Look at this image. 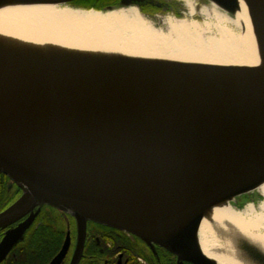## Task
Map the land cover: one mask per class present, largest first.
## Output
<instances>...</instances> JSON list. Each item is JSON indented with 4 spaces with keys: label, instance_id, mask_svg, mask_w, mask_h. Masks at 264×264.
I'll return each instance as SVG.
<instances>
[{
    "label": "water",
    "instance_id": "95a60500",
    "mask_svg": "<svg viewBox=\"0 0 264 264\" xmlns=\"http://www.w3.org/2000/svg\"><path fill=\"white\" fill-rule=\"evenodd\" d=\"M22 1L75 5L78 0ZM141 1L120 0L119 7ZM213 1L234 13L235 0ZM250 4L262 21L264 56V0ZM18 64L24 67L0 65V173L28 201L11 213L18 198L0 212V227L28 217L2 240L0 259L31 224L34 209L50 206L77 222L70 264L81 258L87 222L159 245L178 260L213 264L195 241L200 212L254 189L264 178V72L130 66L73 78ZM147 163L194 169L185 184L155 169L165 187L152 191L133 185L147 182L151 174L138 167ZM107 176L128 185L118 190L98 180ZM144 198L158 206L147 207ZM69 245L67 234L50 264L60 263ZM237 249L246 262L264 264L257 244L240 239Z\"/></svg>",
    "mask_w": 264,
    "mask_h": 264
},
{
    "label": "bare ground",
    "instance_id": "6f19581e",
    "mask_svg": "<svg viewBox=\"0 0 264 264\" xmlns=\"http://www.w3.org/2000/svg\"><path fill=\"white\" fill-rule=\"evenodd\" d=\"M178 1L183 4L181 14L163 16L155 24L136 6L101 11L73 4L0 0V65L35 63L41 57L43 64L58 67L75 58L76 64L104 62L103 68L111 69L203 67L264 72L262 21L250 0H235L234 13L213 0L200 7L198 0ZM138 167L151 175L147 174L146 183L141 180L133 185L152 191L165 187L164 177L154 176L155 169L172 173L173 182L178 183H184L194 169V165L170 168L153 163ZM98 180L118 190L128 185V180L113 176ZM254 189L264 196V178ZM234 200L235 196L224 198L200 212L195 241L213 264H252L239 254L240 239L257 244L264 252V200L239 209L232 204ZM27 201V195L19 198L10 212L22 210ZM144 202L147 207L158 206L149 198Z\"/></svg>",
    "mask_w": 264,
    "mask_h": 264
},
{
    "label": "flooded vegetation",
    "instance_id": "af4514ba",
    "mask_svg": "<svg viewBox=\"0 0 264 264\" xmlns=\"http://www.w3.org/2000/svg\"><path fill=\"white\" fill-rule=\"evenodd\" d=\"M79 2L76 3L85 7L93 6L102 9L108 6L117 8L119 7L120 0H89L86 2ZM153 3L154 4L148 2L147 0H143L138 3L136 7L139 11L149 16L150 14L154 13V11H170L175 15H180L181 10L183 9V4L180 1L176 2L172 0H157ZM206 3V0L196 1L198 7L203 6ZM195 17L196 19H200L197 14ZM1 183V188L4 193L17 192V187L8 179V177L0 173V184ZM20 195L21 192L19 193V196ZM14 202L9 204V206ZM9 206L4 207L0 212L4 211ZM46 211L49 213V215L46 213ZM34 213L35 215L31 221V224L25 229L19 238L15 240L4 257L0 259V264H39L36 257V253L38 251L36 244L37 238L35 237L36 235L32 234L42 224L49 225L53 230V232L51 231L50 233L49 243L52 242V236L57 238V240H60L61 238V244L58 250L45 264H50L51 260L60 250L67 234H69L70 237V245L63 260L58 264H70L77 242V222L75 221V223H71L70 219L73 217L50 206L42 207L39 210L34 209ZM27 217L28 215L8 226L0 227V243L7 235L14 231L15 228L22 224ZM61 220L66 221L63 229H61ZM54 227H56V229L59 231L57 232V236L54 232ZM128 235L130 234L120 230H116L98 223L88 222L86 224V238L84 248L78 264H96L88 263L87 261L90 260V258L92 260V256H97V251L99 254L105 252L104 255H106L105 257L100 258L102 262L99 264H194L190 261L178 260L175 254L161 246L152 247L136 236L131 235V237H129ZM102 241L106 242L107 249L100 247ZM91 242L95 243V245L98 247L96 249H91L90 247L87 248ZM89 251H92L94 254H89Z\"/></svg>",
    "mask_w": 264,
    "mask_h": 264
},
{
    "label": "rangeland",
    "instance_id": "374dc122",
    "mask_svg": "<svg viewBox=\"0 0 264 264\" xmlns=\"http://www.w3.org/2000/svg\"><path fill=\"white\" fill-rule=\"evenodd\" d=\"M79 1L86 2L89 0H78L77 2H79ZM172 1L178 2V0H172ZM60 5H66V4H60ZM94 9H97V8L94 7ZM169 14H173V13L170 11L169 12H167V11H154V13L150 14V16L145 15V14L144 15L146 17L152 19L153 22L156 24V22H158L159 18L166 16V15H169ZM76 60H78V59L73 58L71 60H68L67 63H64L65 64L64 66L58 67L57 66L58 64H54V65L43 64V58L38 57L37 62H35V63L29 62V66H30V70L34 71V72L54 71L55 73H57V75L64 76V77H66V76L67 77H73V78H84V77L86 78V77H90L93 75H96V76L103 75L104 73L105 74H112L113 72L120 71V69H122V70L124 69V68L111 69L109 67L103 68V67L107 66V64L104 62L103 63L88 64V65H86V64L82 65V63L76 64V63H74ZM7 66L24 67L21 64L17 65V62L9 63V64H7ZM82 66H87V67H82ZM6 183H7V181H6ZM18 197H19V195H16V194H9V195L5 196V198H4L5 207L9 206V204L14 202ZM262 200H264V196L262 194H260L256 189H252L246 193L235 196V200L232 202V204L239 209L243 206H246L249 203H253L255 206H258ZM44 207H47V206H44ZM46 213L49 215V213L47 211H46ZM70 220H71V223H75V221H76V220H74V218H72ZM60 222L62 223L61 229H63L66 221L61 220ZM128 236L131 237V235H128ZM155 246H159V245H156V244L152 245V247H155ZM72 249H73V247H72Z\"/></svg>",
    "mask_w": 264,
    "mask_h": 264
},
{
    "label": "trees",
    "instance_id": "16d2710c",
    "mask_svg": "<svg viewBox=\"0 0 264 264\" xmlns=\"http://www.w3.org/2000/svg\"><path fill=\"white\" fill-rule=\"evenodd\" d=\"M2 183L0 184V211L5 207V196L9 195V194H16L19 195V193L21 192L20 189L17 187V192L15 193H4L2 188H1ZM54 232L57 236V232H59L56 227H54ZM51 231L53 232V230L51 229V227L47 224H42L36 231H34V233L32 235H36L35 237L37 238L36 240V244H37V253H36V257L38 259V263L39 264H45L47 263L50 258L56 253V251L58 250L60 244H61V238L60 240H57V238H54V236H52V242L49 243V238H50V233ZM53 234V233H52ZM55 242V243H54ZM54 243V244H53ZM90 247L91 249L93 248H97L98 246L95 245V243H90L89 246H87V248ZM101 248L103 249H107L106 248V242L102 241ZM89 248V249H90ZM51 251V252H50ZM97 251V250H96ZM98 255L97 256H92V260L90 258V260H88V263H96L99 264L102 262V260L100 258L105 257L106 255L105 252L102 254H99V252H96ZM89 254H94L92 251H89ZM34 255V254H33ZM35 258V257H33Z\"/></svg>",
    "mask_w": 264,
    "mask_h": 264
}]
</instances>
